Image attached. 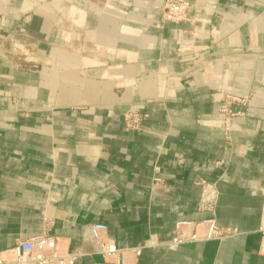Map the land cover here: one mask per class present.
Returning <instances> with one entry per match:
<instances>
[{
  "label": "crops",
  "instance_id": "0c3cea01",
  "mask_svg": "<svg viewBox=\"0 0 264 264\" xmlns=\"http://www.w3.org/2000/svg\"><path fill=\"white\" fill-rule=\"evenodd\" d=\"M163 1L0 0V249L45 232L73 264H115L104 223L143 245L135 264H264V0H182L177 23ZM225 94L244 98L229 140ZM210 216L237 233L144 246Z\"/></svg>",
  "mask_w": 264,
  "mask_h": 264
},
{
  "label": "built area",
  "instance_id": "2783aa9c",
  "mask_svg": "<svg viewBox=\"0 0 264 264\" xmlns=\"http://www.w3.org/2000/svg\"><path fill=\"white\" fill-rule=\"evenodd\" d=\"M187 6L188 3L182 0H164L159 5V10L164 20L177 23L186 19ZM242 102H244V98L230 94H225L219 102L218 113L222 121L223 137L226 140L231 137L233 118L238 114L234 105ZM145 116V112L129 109L125 114L126 127L139 129ZM200 183L206 184L205 180H200ZM215 196L214 186L204 187L199 198V209L212 211L215 205ZM200 228H203V231H199ZM89 230L91 236L97 240L98 252L104 260L115 264H135L129 262L127 253L132 252L134 255H139L143 245L130 248L117 247L111 236L101 235L102 232L107 231L104 223L90 224ZM258 230L263 237L260 250L264 253V200L261 205V220ZM236 233L235 230L219 225L212 216L199 221L179 220L175 223L174 233L168 240L159 241L155 236H149L144 246L164 245L169 249H175L180 244L207 239H222ZM56 240V236L45 232L18 240L13 246L0 249V264H73L76 255L68 250L58 249L55 246Z\"/></svg>",
  "mask_w": 264,
  "mask_h": 264
}]
</instances>
